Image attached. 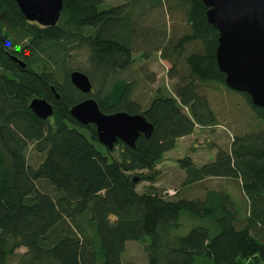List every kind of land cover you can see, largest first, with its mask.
I'll return each instance as SVG.
<instances>
[{
  "label": "trees",
  "instance_id": "1",
  "mask_svg": "<svg viewBox=\"0 0 264 264\" xmlns=\"http://www.w3.org/2000/svg\"><path fill=\"white\" fill-rule=\"evenodd\" d=\"M109 1L62 0L57 25L43 27L14 0H0V264L15 257L14 264H126L128 241L142 245L147 264L264 263V130L234 136L229 151L211 146L214 160L199 167L188 155L177 160L184 189L207 178L239 182L245 217L224 191L170 199L155 185L157 165L177 141L196 127L219 126L204 88L226 86L207 7L202 0ZM81 51L87 67H67ZM157 53L170 64L172 89L142 106L131 97L135 84L117 75L135 54L146 61ZM74 70L89 77V95L71 84ZM240 94L264 124V109ZM88 97L104 114L142 115L153 131L133 148L121 141L104 148L93 125L70 115ZM33 98L53 105L50 119L29 110ZM141 182L148 186L139 194ZM182 218L195 223L186 234L178 233Z\"/></svg>",
  "mask_w": 264,
  "mask_h": 264
},
{
  "label": "water",
  "instance_id": "2",
  "mask_svg": "<svg viewBox=\"0 0 264 264\" xmlns=\"http://www.w3.org/2000/svg\"><path fill=\"white\" fill-rule=\"evenodd\" d=\"M30 22L43 27L55 26L63 8L62 0H14ZM207 22L218 31L215 59L224 73L225 85L232 91L246 93L255 107L264 109V0H202ZM21 68L25 63L12 57ZM70 82L81 94L92 92L91 82L78 70L69 74ZM55 98L58 99L56 95ZM29 110L40 120L52 117L53 105L43 98H33ZM70 115L80 125H93L97 141L113 150L118 141L134 147L140 134L149 137L152 125L140 114L125 112L104 114L92 98L73 105ZM137 178H133L136 182Z\"/></svg>",
  "mask_w": 264,
  "mask_h": 264
},
{
  "label": "rangeland",
  "instance_id": "3",
  "mask_svg": "<svg viewBox=\"0 0 264 264\" xmlns=\"http://www.w3.org/2000/svg\"><path fill=\"white\" fill-rule=\"evenodd\" d=\"M124 2L126 0H111L108 5H119ZM154 16L152 15L150 19L154 18ZM161 19L163 21L160 23L171 25V19L166 16L165 19L161 16ZM152 21L154 22V20ZM67 67L86 68L87 56L83 51L71 54ZM169 68L170 64L163 61L159 53L146 61L139 54H135L133 65L118 73L117 76L135 84L131 97L137 103L145 106L157 90L170 94L173 81L167 77ZM204 88L208 93L209 104L213 112L217 114L219 126L213 129L196 127L199 131L193 135L192 139L183 138V140L177 141L172 151L166 153L164 155L165 158L163 157L162 162L157 165V170L161 174L156 179L155 185H157L161 194L164 191L163 194H166L170 199H174L178 194L183 198H203L207 189L224 191L234 200L239 217L243 218L248 211V201L240 189L239 182L233 179L207 178L204 182L185 189L182 185L185 173L179 169L177 165L178 159L186 155L190 157L193 155L191 157L193 163L201 166L214 160L216 149L211 150V146L229 151L230 143L234 136L264 130V124L256 119L248 103L245 102L239 92H234L226 86L216 83L209 84L208 87L204 86ZM116 155L115 153L114 156ZM27 156L31 165L36 163L37 156L34 155L32 149H29ZM162 164L164 165L162 166ZM147 184L146 182L139 183L136 188L137 192L141 194L146 191ZM181 224L182 227L178 230L180 234H186L190 226L195 225L193 221L187 219H183ZM125 248L120 257L122 262L126 264H147V256L141 244L128 241L125 244ZM25 250L24 248H19L16 252L22 254ZM16 260V257L12 258L10 263L14 264Z\"/></svg>",
  "mask_w": 264,
  "mask_h": 264
},
{
  "label": "crops",
  "instance_id": "4",
  "mask_svg": "<svg viewBox=\"0 0 264 264\" xmlns=\"http://www.w3.org/2000/svg\"><path fill=\"white\" fill-rule=\"evenodd\" d=\"M196 130H194V132H193V134L191 135V136H188V137H183V138H190V139H192L193 138V135L194 134H196V133H198L197 131H199L197 128H195ZM205 129V128H204ZM183 138L182 139H180L179 141H181V140H183ZM191 157H193V155H191ZM164 158H165V156H164ZM163 163H165V162H163ZM164 164H162V166H163ZM197 166V165H196ZM197 167H199V166H197Z\"/></svg>",
  "mask_w": 264,
  "mask_h": 264
}]
</instances>
